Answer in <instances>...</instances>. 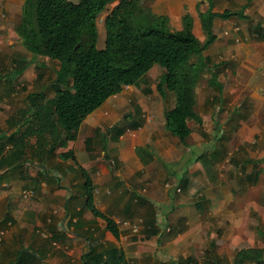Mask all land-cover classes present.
<instances>
[{"label":"crops","instance_id":"0c3cea01","mask_svg":"<svg viewBox=\"0 0 264 264\" xmlns=\"http://www.w3.org/2000/svg\"><path fill=\"white\" fill-rule=\"evenodd\" d=\"M236 2L241 7L235 11L244 9V14L216 17L213 32L217 38L204 49V55L213 58L209 59L212 64L219 61L218 54L226 52L216 46L223 35L231 43L228 53L242 46L240 54L232 53V59L237 57L243 65L232 72L236 74V86L227 94V83L223 81L224 87L218 89L210 84L209 75L207 95L197 105L196 87L206 69L199 66L192 92L193 113L187 118L191 132L185 140L166 127L165 111L175 106V93L161 94L156 88L158 93L152 97L147 86L142 92L139 83L146 80V75L134 84H124L120 92L88 114L77 139L58 146L49 158L32 156V161L4 175L1 174L8 168H0V264H99L88 260L91 251L103 253L101 262L108 259L109 264H116L121 255L125 261L120 264H172L174 259L188 257L192 252L174 255L169 244H177L182 233L171 238V230L161 223L167 222L168 205L173 201L168 176H179L184 180L181 185L188 188L186 181L190 183L194 178L193 171L204 167L211 181L219 180L221 184L223 177L217 178L219 173L215 169L225 161L229 167L225 173L229 177L228 190L247 191L258 181L264 172V22L254 21L251 16L258 12L264 20V0H140L146 12L166 17L173 29H182L184 15L190 14L193 32L202 41L207 32L200 11L213 5V10L224 11ZM218 3L224 5L222 10L217 8ZM24 14L25 0H0V32L18 30ZM234 16L239 17L237 21ZM160 67L164 72L165 68ZM218 71L221 74L223 70L220 67ZM210 88L217 93L208 98ZM230 93L234 98L225 101ZM166 103L170 105L166 107ZM219 109L224 110V119L217 117ZM20 116L18 110L14 114H1L0 110V134L24 137L14 123ZM5 126L10 129L5 131ZM118 126L125 127L120 134ZM97 128L104 135L96 134ZM236 135L240 146L232 148ZM242 145L248 146L246 151ZM70 148L76 158L62 157L61 153ZM252 149L258 156L250 154ZM88 179L96 207L117 223L119 235L108 228L104 217L88 207ZM192 190L196 193L200 189ZM28 191L33 194L29 196ZM216 192L217 189L201 193L200 199L191 204L194 212L200 215L210 199L219 200L220 195L214 196ZM258 206L264 208V203ZM260 212L264 216V210ZM158 228L164 231L161 241ZM258 230L264 235V228Z\"/></svg>","mask_w":264,"mask_h":264},{"label":"trees","instance_id":"16d2710c","mask_svg":"<svg viewBox=\"0 0 264 264\" xmlns=\"http://www.w3.org/2000/svg\"><path fill=\"white\" fill-rule=\"evenodd\" d=\"M114 2L117 3L111 9ZM104 12H108L103 18L106 39L105 45L99 47V19ZM243 12L244 9L240 12L212 8L200 11L207 32L202 41L193 32L190 14L184 15L182 29H173L166 17L146 12L140 0H25L23 24L17 30L21 40L34 55L57 60L59 67L53 82L55 94L48 97L42 91L30 92L26 105L18 109L21 116L15 118L14 123L28 139L18 138L16 134H0V168H8L1 175L23 167L32 161V156L49 158L58 146L77 139L88 114L120 92L124 84L136 83L156 64L165 68L157 83L159 92L173 91L176 96L175 106L165 111L166 127L185 140L191 132L187 118L193 113L192 92L199 66L209 70L210 84L218 89L224 87L218 71L224 61L209 64L210 58L204 55V49L217 38L213 32L214 19ZM5 62L4 55H0V63ZM32 62V59L15 58L12 73L2 74L0 80L23 74ZM124 129L123 126L116 128L118 134ZM100 133L104 135L102 129L97 128L96 134ZM31 135L36 137L34 143H31ZM61 156L76 158L72 148L63 151ZM86 185H89L85 192L88 207L94 214L104 217L108 228L119 235L117 223L96 207L90 179ZM157 232L160 241L163 240L164 231L158 228ZM93 252L88 260L109 264L108 259L101 262L103 253ZM118 259L116 264L125 261L122 255ZM246 259L264 262V248L237 249L234 263L243 264ZM172 264L229 262L216 250L215 240L210 239L201 262L190 254L174 259Z\"/></svg>","mask_w":264,"mask_h":264},{"label":"rangeland","instance_id":"374dc122","mask_svg":"<svg viewBox=\"0 0 264 264\" xmlns=\"http://www.w3.org/2000/svg\"><path fill=\"white\" fill-rule=\"evenodd\" d=\"M112 4H115V2ZM213 6H211L212 9H214ZM223 7V4H217V8L219 10H222ZM240 7L241 5L236 2L230 6L229 9L236 10L240 9ZM251 17L254 19V21L261 20L264 22V20H262V16L259 15L258 12ZM238 18L239 17L234 16L236 21ZM249 21L251 20L249 19ZM103 24L104 19L100 17V36L98 40L99 47H103L105 45L106 31ZM226 36V34L223 35V39H219L216 46H220L221 49L226 51L225 53L218 54L219 57H217V60L224 61V64L221 67L223 71L219 75V78L227 83L228 91L226 92L228 94L229 91L233 90V87H235L237 83V80L234 79L236 74L233 73L239 65H243L237 62L239 61L237 57L232 59V53L234 50L231 49L228 53V47L231 43L229 41H225V38H227ZM245 39L246 38H241L240 40ZM242 50V46H240L237 48V51L234 52L240 54ZM2 54L6 58V62L3 64L0 63V76L6 73H12L14 70L15 58L32 59L33 62L27 66L23 74L14 77L10 76V78L5 77L6 79L0 80L1 114H14L20 107L25 106L27 95L30 92L42 91L47 94L48 97H52L55 94L53 82L56 77V71L59 67V62L54 59H45V57L34 55L30 50H28L21 40L17 29H10L5 32H0V55ZM210 59L213 60V58ZM43 62L45 64H43ZM157 66L159 67L153 68L149 71V73L146 74L147 76L145 75L146 80H143L141 83H139L142 92L143 87H149L148 89L151 91L149 95L152 97L154 94L158 93L156 85L161 73L163 72L162 67H160L161 65L158 64ZM242 70L243 71L241 74L244 75L245 69ZM209 75V70L204 68L203 74L199 77L198 87H196L197 105L202 104L204 95H207V89L209 88L207 78ZM241 79L243 80L244 78L242 77ZM216 93L217 91L215 89L210 88L208 98L211 97V95H215ZM233 98L234 95L230 93L224 100L226 101L229 99L231 101ZM169 105L170 104L166 103V107ZM217 117L219 119H224L226 117L223 109H219ZM218 125L221 126L220 124ZM222 127L223 126L220 128ZM203 128L205 127L203 126ZM9 129L10 128L7 126L4 127L5 131H8ZM218 131H216L217 135H219ZM211 137L214 138L216 136L211 135ZM30 139L34 140L36 138L30 137ZM232 142V148L240 146L239 135H236V137L232 139ZM242 148L246 151L248 146L242 145ZM254 149H252L250 154L252 156H258ZM240 150L242 151L241 148ZM228 168L227 162L223 161L220 163L219 168L215 169V171L219 173L217 178L223 177L220 179L223 184L221 182V184H219V180L213 181L216 182V184H213L211 178H209L208 174L204 170V167L193 171L194 178H192L190 183H188L189 180L186 181V185H189L188 188H185L181 185L184 180H180L179 176H168L167 180L170 185L172 184L169 193L173 196V201L169 203L171 207L168 205L169 213L166 215L167 222L161 223L167 224V227L171 229V238H175L178 232L182 233L181 239L177 244H169V246L172 247L171 252H174L173 254L177 257L185 255V253L188 254L189 252H192V254L195 255L199 261H201V259L204 258V251L210 239L215 240L216 250L226 257L230 264H235L234 255L237 249L248 246L264 247V235H261L258 230L259 228H264V216L260 212V209L264 210V208H260L258 206L261 203H264V172L261 173L258 181L250 186L247 191L239 190L234 192L227 189L230 185L227 183V178L229 177H226L225 175ZM177 173L179 174L180 170H178ZM207 179H210L211 182ZM212 184L215 186H210ZM198 188L200 190H197L196 193H194V190L192 189L196 190ZM207 189L210 192L207 191ZM215 189H217V192L214 193V196L220 195L219 197L217 196L219 200L216 201L214 198L210 199L211 201H209V204L206 206V208H202L203 211L200 215L199 212H194V206H191V204H193L198 198L200 199V194L203 192L212 193L215 192ZM164 190L165 189L163 188L162 193ZM162 193L160 192V194ZM178 202H181L179 203L180 207L176 206ZM249 203L250 206H248ZM210 204L213 207L210 208ZM196 209L198 210V208ZM184 234L186 235L182 237ZM155 245H157V242H155ZM245 264H264V262L249 263L246 261Z\"/></svg>","mask_w":264,"mask_h":264},{"label":"built area","instance_id":"2783aa9c","mask_svg":"<svg viewBox=\"0 0 264 264\" xmlns=\"http://www.w3.org/2000/svg\"><path fill=\"white\" fill-rule=\"evenodd\" d=\"M116 3H117V2H116ZM116 3H115V4H116ZM115 4H114V5H115ZM27 194H28L29 196H31V195L33 194V191H28Z\"/></svg>","mask_w":264,"mask_h":264}]
</instances>
